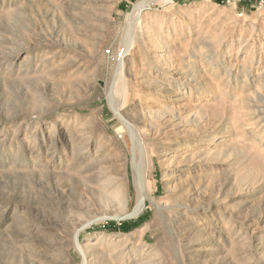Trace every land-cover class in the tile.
Listing matches in <instances>:
<instances>
[{"label":"rangeland","instance_id":"374dc122","mask_svg":"<svg viewBox=\"0 0 264 264\" xmlns=\"http://www.w3.org/2000/svg\"><path fill=\"white\" fill-rule=\"evenodd\" d=\"M263 114L264 0H0V264H264Z\"/></svg>","mask_w":264,"mask_h":264},{"label":"bare ground","instance_id":"6f19581e","mask_svg":"<svg viewBox=\"0 0 264 264\" xmlns=\"http://www.w3.org/2000/svg\"><path fill=\"white\" fill-rule=\"evenodd\" d=\"M129 36V35H128ZM159 46V45H158ZM160 47V46H159ZM166 47V46H165ZM161 48V47H160ZM163 48V47H162ZM161 48V49H162ZM125 51H128V48H127V45L124 47L123 49V53ZM128 54V53H126ZM126 54L124 55V59L122 58L115 70V80L113 81V93L114 94H120L122 95V97H124V100L126 99V96H125V93H126V89H125V79H124V64L126 63L127 59L125 58ZM160 54V53H159ZM157 55L156 57V61H160V55ZM165 64V63H164ZM166 66V65H164ZM24 70V69H23ZM19 71V70H18ZM178 90H180L178 88ZM112 94V93H111ZM110 96V94H109ZM112 98V97H111ZM121 98V97H120ZM114 101V100H113ZM117 111V110H116ZM118 111H119V107H118ZM119 113V112H118ZM264 116V114H263ZM20 126V125H19ZM263 126H264V123H263ZM21 131L24 129L23 126H20L19 128ZM130 129V128H129ZM78 136H76V139L78 140V142H81V144H79L80 147H86L85 144L86 142L89 141L90 137L89 135H87L86 133H82L80 132L81 129H78ZM33 135V134H32ZM135 134L132 132L131 130V137L134 138ZM34 140V139H33ZM33 140H29V139H26V138H23L20 140L21 144L25 147L27 145H31L34 141ZM55 141V140H54ZM49 142L50 145L53 144L54 142H52L49 138ZM61 143V142H60ZM66 145L64 146V154L63 156L66 157V158H69V160L71 161H76V160H83V155H80L82 154L81 152L78 153V150H77V147H76V144H78L77 142L75 143H70L68 141L64 142ZM22 146V147H23ZM21 147V148H22ZM34 149V148H33ZM21 150V149H20ZM41 151H42V146L38 147L37 148V155L36 154H32L31 153V157L35 158L37 157L38 155H41ZM52 151V150H51ZM44 152V151H43ZM22 154V153H21ZM133 157H134V174H135V181H136V192H137V200H136V205H135V208L133 210V214H136L140 209H142V207L144 206L145 204V198L146 197H150V194H152L153 192V189L152 188H149V186L147 185V182H146V179H145V175H144V171L143 170V167L141 165L140 162L136 161V158H135V155L133 154ZM78 162V161H77ZM175 169V168H174ZM262 171V170H261ZM261 171H259L258 169H256L255 167L253 168H249V173L251 174V176H255V173H261ZM171 175V172L169 173L168 178L170 177ZM98 191V192H97ZM97 194L100 198V202L103 204L102 201H104L105 203H108V201L110 200L111 202H115L117 203V206L118 208L120 209L119 211L121 212H124L123 208L126 206L127 202H128V197H127V193H126V190H121L120 192H118V197L116 198V200H111L110 197H109V194L106 193V191L104 190H97ZM241 195V193L239 194V196ZM112 198V197H111ZM113 199V198H112ZM115 199V198H114ZM99 200V199H98ZM240 201H241V196H240ZM153 202V201H152ZM96 203V202H95ZM116 203H115V206H116ZM94 204V203H93ZM177 205V204H175ZM169 207H172L170 205L168 206H165L163 208H169ZM117 208V207H116ZM118 210V209H117ZM130 213V212H129ZM109 212H107V216H113V214H111ZM103 216V215H102ZM123 217V216H122ZM106 218V217H105ZM90 225V222H86L85 224L81 225L78 229H76L75 233H74V240H75V243L77 245V247L80 249V251L85 254L86 256V247L84 245H80L79 244V239H78V233L81 229L85 228L86 226ZM15 231V229H14ZM13 234V232H12ZM12 234H6L5 238L6 240L8 241V243H13L12 240H11V237ZM55 234V233H54ZM15 238V237H14Z\"/></svg>","mask_w":264,"mask_h":264}]
</instances>
